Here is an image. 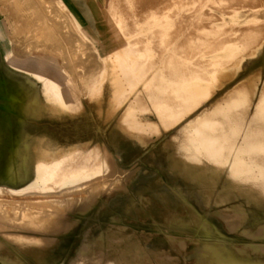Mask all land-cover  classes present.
Segmentation results:
<instances>
[{"label": "bare ground", "instance_id": "1", "mask_svg": "<svg viewBox=\"0 0 264 264\" xmlns=\"http://www.w3.org/2000/svg\"><path fill=\"white\" fill-rule=\"evenodd\" d=\"M171 1L172 3L169 4H172L174 12L172 14H150L148 15L150 24L153 20H156L158 24L157 21L160 20V28L163 27V33H167L170 28L165 26L178 22L177 34L175 33L174 36L179 35L180 40L185 42L182 49L189 48V42L193 40L196 50L193 53L194 63L190 64L192 67L189 65V60L185 59L181 63V68H178L180 70H177L176 65L174 66L175 70L179 71V73L176 72L178 79L177 83L175 82L177 84L175 89L171 87V84L174 85L173 75L170 79L167 77L169 79L167 83L171 82L169 84L172 89V92H167L172 93L171 100H174V95H176L178 106L183 110L174 130V135L178 139L177 148H174V139L171 142L166 137L152 143L149 150L155 153L158 146L162 145L163 150L169 155L171 168L177 176L184 180L190 190L188 196L194 197L201 210L191 203L189 197L181 189L173 187L171 189L178 195L181 205L177 214L167 216L172 218V221L177 220L187 224L189 222L180 212L188 210L193 217L194 226L199 232L202 229L203 237L198 238L197 236L196 239L198 244H203L200 256L196 259L197 264H264V258L258 256L248 257L247 260L250 262L248 263L243 254L246 250H252L256 255L264 252V83L261 90L255 86V82L261 80L260 77L264 74V36L260 34L262 27L256 23L262 19L248 17L243 11L234 13L222 11L223 4L233 3L235 0ZM7 2H5L6 5ZM12 2L14 0L10 3ZM18 2H21L24 8L26 7L25 9L28 10L34 22L26 23L27 25L21 22L23 26L18 28L16 33L18 36L46 34L49 38L44 44L49 48L59 50V53H62L60 50H63V53L67 52L65 57L67 58L66 55H68L70 85L72 82L75 84V81H87L90 76L87 73L98 65L105 67L104 73L100 75L101 83H109L112 88L121 85L123 79L130 81L134 72H140L136 68L142 65L141 60L134 61L122 55L102 57L101 61L97 59L92 42L102 35V32L94 26V18L88 12L89 0H68V4L63 0H19ZM102 2L116 4H114L115 0H103ZM247 2L244 0L243 6ZM258 4L260 5V2ZM258 4L253 5L258 6ZM249 5H251L250 2ZM215 6L219 10H216ZM19 9L21 11V8ZM16 10L19 16L18 8ZM100 15H102L101 18L119 20L120 28L124 29L123 20L127 17L126 12L111 10L110 14L100 12ZM17 16L16 19H18ZM157 31V27L151 26L147 29L149 34ZM26 39L25 41L17 40L16 44L21 52L29 51L30 46L43 44L39 43L40 38L37 39L38 41L40 39L39 42L32 41L33 38L31 41ZM8 40L4 27H0V50L7 64L28 72H34L36 67L44 68L48 65L39 59H11L12 48L8 50V46L12 47V43H8ZM247 48L251 49L250 52L248 51L249 54H245ZM125 49L133 50L130 43ZM155 50H157L156 47ZM247 55L249 58H246ZM168 56L171 59V54ZM178 58H175V61ZM258 61H262L263 65L252 68L253 64ZM157 62L150 63V69L148 68L147 74L144 75L145 78L148 75V79L144 80V86L135 87L124 93L112 88L108 91L99 89L92 91L94 94L98 93L94 108L99 116L103 117L105 113V103H107V111L111 113L126 104V113L118 119L115 127L123 133L129 130H134V133L139 132L135 131L137 129L135 126L139 125L136 110L147 104L146 94H148L149 102H153L158 115L163 117L172 112L168 98L160 99L162 93L158 95L156 92L157 85L161 84L158 82H165L164 77L161 78L164 75H161V71L158 72L161 77L151 72L152 67L158 66ZM175 63L169 62L166 65L172 67ZM164 70L166 71L165 68ZM172 70L170 73H173ZM250 84H254L253 90L246 92L245 88ZM213 88L215 89L211 91ZM106 95L109 98L107 102L104 99ZM129 96H132L131 100L126 101ZM71 97L72 94L69 91V113L76 111L75 106L79 105L78 102H73ZM194 97L205 98L207 101H199L195 107L186 108L187 100ZM248 97L257 98V102H248L243 112L245 115L250 113V117L237 118L241 112L239 106L242 104V99ZM118 98L119 100H116ZM237 120H241L240 123ZM148 122L154 123L152 120ZM101 153L107 155V162H110L108 163L110 166L107 165V167L104 164L105 158L102 159ZM135 164L127 169L120 167L116 157L106 145L96 143L92 139H76L69 144L66 150H58L49 155L30 156L27 154L25 184L21 187L0 184V224L3 223L13 228L9 230L0 225V228H3V230L0 229V233L9 242L29 247V251L36 258L44 259L40 262L41 264H50L47 249L44 250L43 243L46 247L54 242L57 243L59 241L57 235L70 233L69 231L79 223V217L69 220L66 211H70L85 199L93 198L92 201H95L108 189L117 188L118 184L109 182L114 177L129 178L132 176L138 170ZM109 168L113 171L106 173ZM108 183L111 185L108 186ZM124 188L127 190L126 186ZM211 218L222 221L227 230L231 233L235 232L237 236L228 237L223 234ZM123 228V231L117 232V236L106 239L102 233L95 235L88 229L82 235L83 240L77 248L76 257L72 258L69 264H167L169 258L162 253V249L156 246L149 247L146 241L137 236L138 231ZM167 239L170 245L173 243L175 248L180 247L176 249L182 253L180 249L186 246L182 237L167 234ZM87 241H91L92 245ZM225 243L236 246L237 254L240 253L243 257L236 256V253L229 251L223 246ZM157 244L159 246V243ZM90 249L93 251L92 256L86 254ZM76 258L79 259L75 260ZM0 264L30 263L18 252L11 256L6 247L0 253Z\"/></svg>", "mask_w": 264, "mask_h": 264}, {"label": "rangeland", "instance_id": "2", "mask_svg": "<svg viewBox=\"0 0 264 264\" xmlns=\"http://www.w3.org/2000/svg\"><path fill=\"white\" fill-rule=\"evenodd\" d=\"M6 1H8L7 2L8 6L5 3ZM11 1H13V0H0V27L5 25V28L7 29L8 33L14 34L18 30V28L23 26L22 23H25V24L26 23L28 24L31 22L33 23L34 20H32V17L30 15V13L28 12V10L25 9L26 7L24 8L22 6V3L18 2L19 0H14V2H12L13 4L10 3ZM102 1L103 0H98V1L97 0H89L90 8H88V12H90L91 16L94 18V21H95L94 26L96 28H98L99 30H101V32H102V35H99L97 37V39L94 42H92L93 51H94V54H96L95 56L98 57L99 61H101L100 56L107 58L108 56H117V55H122L124 58H130L134 61H136V60L142 61V65H138L139 67L136 68L140 72H137V73L134 72V75L131 76L130 81L123 79V83H124V86L126 88V89L122 90L123 93L128 92L135 87L138 88L140 86H144L145 81H146L145 79H148V75H147V78H145L144 75H145V73L147 74V69L151 65L150 63H156L158 61L157 62L158 66L152 67L151 72L153 73V75L155 73V76H157V77H161V75L164 74L161 78L164 77L163 79L165 80V82H158V83H161L160 85L157 83L158 84L157 85L158 90L156 92L158 93V95H159V93H162V95H161L162 97L160 99H167L168 98L167 100L170 101V107L169 108H171L170 110H172V112H169L167 115H164L163 117H161L160 115L157 114V111L153 105V102H151V101L149 102L148 94H146L145 96L147 98V101H146L147 104L145 105V107H141V108H138L136 110V116L138 115L137 118L139 120L140 127L137 124V126H135V127H137V129H135V131L138 130L141 134L137 131L134 133V130H132V131L129 130V131H126L124 133L122 131L118 130L116 132L117 135L115 136V140L118 139V140H121V142H123V141L128 142L129 144L127 146L121 145V148H122L121 150L123 153L128 152L129 154H131V152L134 151L130 147V143H132V142L135 144L137 143V145L140 147L142 146L141 151L144 150L145 152H147V151H149L150 145H152V143L158 142L160 139L166 138V137L168 138V140L170 139V141L174 139V141H175L174 142L175 143L174 148H177L176 142L178 141V139H177L176 135H174V130H175V124H177V122L180 120V116H181L180 113L183 110L181 108H179V106H178V101H177L176 95H174L175 98L173 97L175 101L171 100L172 93H169V92H172V89L170 88L171 82L167 83V81L173 75V81L172 82H174V85L171 84V87L173 86L175 89V85H177L176 83H177L178 73H179V71H177V70H180L178 68L179 67L181 68L182 61L184 59L189 60V65L190 64L192 65V63H194L193 53L196 50L195 49V46H196L195 41L192 40L189 42V48L182 49V46H185V42L180 40L179 35L174 36V34L176 33V29L178 28V22H174V24H170L169 26H165V27L170 28L167 33L166 32L163 33V30H162L163 27L160 28L161 27L160 22H159L160 20L157 21L158 24L156 23V20L151 21L152 23L150 24V20H149L148 15H150V14L151 15L152 14L153 15L163 14V13L172 14L174 12L172 4H169V3H172L171 0H156L157 3L155 2V0L154 1H152V0H128V1L127 0H124V1L123 0H118V1L115 0V2H114V4L116 3L115 5H113L111 3H107L108 1L107 2H102ZM112 1H114V0H112ZM245 1H248L247 3H244V4H246L245 6H243L244 0H242V1L237 0L235 3L230 2L227 4H223L222 5V11L223 12L225 11V13L226 12L227 13H234V12H238V11H243V12L247 13L248 17H258L259 19H262V21L259 20L256 23L260 27H262L260 29V34H261V36L262 35L264 36V33H263L264 32V30H263L264 29V0L263 1L259 0L260 5L258 4L259 2H257L258 0L257 1L245 0ZM249 2L251 5H249ZM251 2H254V3H251ZM1 3H3V4H1ZM9 3L11 5H9ZM165 3H168L169 5L168 4L166 5ZM256 3L258 4V6L253 5ZM103 4L106 6H104ZM163 4H165V5H163ZM12 5H13V7H11ZM15 5H17L18 7L17 6L15 7ZM167 6L170 8H168ZM213 6H214V4H213ZM251 6H252V8H251ZM10 7L15 11L9 10V9H11ZM162 7L165 9L162 10L161 9ZM215 7H216V10H219V8H217V6H215ZM255 7H257L258 9ZM15 8L16 9L18 8V11H19L18 15L20 14L19 16H17V10ZM19 8H21V11ZM104 9H106V10L104 11ZM166 9H167V11H166ZM111 10L112 11L113 10H116V11L122 10V11L126 12L127 17L123 20L124 29L120 28V25H119L120 21L119 20H115V19H111V18H110L111 19L110 20V19H106L105 17L101 18L102 15H100V12H102V13L106 12L107 14H110ZM11 11L16 12V13L13 14V12H11ZM133 13H134V15H133ZM10 14H12V15H10ZM16 16L18 17L19 20L16 19ZM20 16H22V18ZM15 20H17V21H15ZM16 22H17V24H16ZM261 22H262V24H261ZM175 24H177V25H175ZM151 26L157 27L158 31L154 34H149L147 32V29L150 28ZM172 31H173V33H171ZM135 32H138V33H135ZM170 36L173 39H171ZM175 38H176V40H175ZM153 39H154V41H152ZM169 40H172L171 41L172 45H171V42H169ZM173 41H174V43H173ZM153 42L155 43V45L156 44L157 45L155 46ZM8 43H12V39H10V41L8 40ZM128 43H130L133 50L128 51L127 49H125V47ZM104 46H106V47L102 48ZM116 47H117V49H116ZM155 47L157 50H155ZM165 47H167V48L165 49ZM169 47H171V48H169ZM11 48L12 47L8 46V50H10ZM162 48L165 49V52H164V49H162ZM150 49L151 50L153 49V50L150 51ZM173 49L176 50V53H175V50H173ZM249 50H251V49L247 48L245 51L246 52L245 54H247V53L249 54V52H250ZM172 51H173V54H175V55L172 54ZM48 52L49 51H47V53H46L45 51H43L41 49H37V50L32 52L33 54L31 56H34V57L42 56V57H44V56H48V54H49ZM170 54H171V56H170L171 59L168 56ZM50 56L52 57L53 60L59 61V56L57 55V53L55 51H51ZM174 56H176V57H174ZM15 57L23 58L25 56L24 55L23 56H16L15 54L11 55V59L14 58L13 60H15L16 59ZM175 58H178V59H176V61H175ZM246 58H249L248 55ZM171 60H173V62H176L175 64H172V67L166 65L169 62L173 63ZM163 62H164V64H162ZM1 64L3 66L10 67L12 69H18V68H14L13 66H11L9 64L7 66V62L5 60H2ZM175 65L177 66V70H175L176 69L174 67ZM261 65H263L262 61H258V62L253 64L252 68H256V67L261 66ZM166 66H168V67L166 68ZM164 68L166 69V71L164 70ZM170 69L171 70L173 69L172 70L173 73L172 72L170 73V71H171ZM18 70H20V69H18ZM95 71H94L95 72L94 76L97 77V75L99 74V70L96 69ZM159 71H161V75H160V73H158ZM119 72H120V70H119ZM167 72H169V73H167ZM176 72H178V73H176ZM165 74H167L169 76H167ZM62 76H64V73L62 74ZM263 76H264V74L260 77L261 80L259 79L258 81L255 82V86L257 87L258 90L262 89V86L264 83L262 81V80H264ZM61 78L64 79V77H61ZM163 79H161V81ZM96 83L97 82L95 80L88 81V82H85L82 80V81L76 82L75 85L73 83L70 85L69 91L72 94L71 100L75 103L78 102L79 105L75 106L77 110L74 112H76V113H74V112L70 113L67 120H65L63 122L64 124H61L60 121H54L53 122V133L60 141L62 139V142H65V140L68 139V142L71 143L72 141L76 140V138H78V137H80L81 139H85L89 136H91V137L97 136L98 132L97 133L95 132L94 123L92 121H90L89 120L90 117L86 115V111L90 107L89 104L91 103V101L97 100L96 98L91 97L89 95L90 91L92 90L91 87H93V85H95ZM164 83L165 84L167 83V84L165 85ZM160 87H162V89H160ZM253 87H254V84H250V85L246 86L245 91L250 92L253 90ZM215 88L211 89V91L214 90ZM167 91H169V92H167ZM157 93H155V94L157 95ZM168 94H169V96H168ZM131 98H132V96L131 97L129 96V98H127L126 101H129ZM116 100H119V98ZM199 101L205 102L207 100L205 98H201V97L190 98L187 100V104H185V107L191 109V108L195 107V104L198 103ZM254 101L257 102V98H249V97L247 99L243 98L242 104L239 106L241 112L239 113L237 118H239V117L243 118L245 116H247V118H249L250 113L248 115H245V113H243V112H244L245 108L248 106L247 103L248 102H254ZM124 114H125V110H123L122 108H119L113 114V118L119 119V118L123 117ZM143 116H144V118H143ZM146 119H148L149 121L152 120L154 123H150ZM240 121L241 120H237L238 123H240ZM88 124L90 126L89 129L87 128ZM116 124H118V120H117ZM108 125L113 128L115 126V121L112 120L110 122H106V121L103 123L100 122V126H101L104 134L109 133V126ZM99 137H100V139L103 140L102 134L99 133ZM111 151L117 157V161H118L120 166L128 168V167H131V165L136 163L135 166L138 167V170L136 171V173H134L129 178L128 177L126 178L125 176H120V178L114 177L112 179V181H110L109 183L118 184L117 188H112L110 190L107 188L108 191L102 193L101 197L97 198L95 201H92L93 198L92 199L91 198L85 199L81 203H79L78 205L74 206L73 209H71L72 212H70L71 210L68 212L66 211V216H67V218H69V220H70V218L75 219V218L79 217L80 218L79 223L75 228L71 229L72 231L71 230L69 231L70 233L57 235V236H59V238H58L59 241L57 243L54 242L51 245L50 244L47 245V247H46V244L43 243L42 246L44 247V250L47 249V251H46L47 258L49 256L48 259L51 262L50 264H69L71 259L76 257L77 248L83 240L82 235L88 229H89L88 231H93V233L95 235H99L100 233H102L106 239V238H109V237H112L115 235L117 236V232L124 230L123 227H126L129 230L138 231L137 234L138 233L139 234L137 236L139 238H141L142 240L146 241V244L149 247L156 246L157 248L162 249L163 250L162 253L166 254L169 258L167 261V264H197L196 259L200 256V253L203 249V246H202L203 244L202 245L198 244L196 242V239H197V236H198V238L203 237L202 235H204V234L202 233V229L199 232L197 227L194 226L193 217L190 214L191 212L188 210H184V212H180L182 214V216H184L183 218L189 222L187 224H183L182 222L180 223L177 220L172 221V218L168 217L170 214H177L179 212V208L181 205V200L179 199L178 195L175 192H173L171 189L173 187L181 189L187 195V197H189V200L191 201V203H193L199 210H201L198 206V203L195 201L194 197L188 196L190 190H189V187L184 183V180L182 178H177L171 172H168V171H165L162 169L160 161H158V159H157L158 156H160L159 152H157V154L155 156L150 153L148 159L146 158L143 161L134 160V161L127 164L124 162V160H122L120 158V155L117 153L116 149H111ZM163 151L165 153H167V151H165V150H163ZM102 153H104V151ZM101 156H102V159L105 158L104 164L106 166L107 165L110 166L108 164L110 162H107L108 161L107 155L102 154ZM105 162H107V163H105ZM165 164L169 168V170L172 169L169 161H167ZM111 171H113V169L111 170L109 168V169H107L106 173H109ZM172 171L175 173V171L173 169H172ZM109 183H108V186L111 185ZM124 186H126L127 190L124 188ZM131 195H132V197H131ZM67 218L65 220H67ZM211 219H212V222L215 223V225H217L220 228V230L223 232V234H225L226 236H228V237L237 236V234L235 232H232V233L229 232L222 221H220L216 218H211ZM0 225L3 227H6L9 230L13 229V228L9 227L8 225H4L3 223ZM0 229L3 230V228H0ZM184 231H187L188 233H182ZM167 234L175 235V236L179 235V237H182V240L184 241V244L186 245L184 247V249H182V248L180 249V251L182 253H180L177 250L180 247H176L177 248L176 249L173 246V243H171V245H170V241L167 239ZM1 235L2 234L0 233V253H1V251H3V249H6V247H7L11 256H14V254H16L18 252L30 264H41L40 262L44 261V259L36 258L29 251V247L19 246L16 243L9 242V241H7V239H5V237L3 235L2 236ZM177 239H179V238H177ZM240 239H242V238H240ZM244 240L247 241V239H244ZM1 242H3L5 247ZM87 242H90V245H92L91 241H87ZM157 243H159V246ZM186 243H188V244H186ZM174 245H175V243H174ZM94 246H96V244ZM223 246L227 247L229 249V251H233L234 253H236L235 254L236 256H239V257L241 256L240 253L237 254L236 246H233V244L225 243ZM238 246H240V244H238ZM200 249H201V251H200ZM86 254L92 256L93 251L90 249V251H87ZM183 254H185V256H183ZM243 254H245V256H244L246 258L245 261L246 262L248 261V263H250L249 260H247L248 257L250 258V257H257L258 256V257L264 258V252L256 255L252 250H246V252ZM241 257H243V255ZM78 259L79 258H76L75 260H78Z\"/></svg>", "mask_w": 264, "mask_h": 264}, {"label": "crops", "instance_id": "3", "mask_svg": "<svg viewBox=\"0 0 264 264\" xmlns=\"http://www.w3.org/2000/svg\"><path fill=\"white\" fill-rule=\"evenodd\" d=\"M63 1L68 4V0ZM3 27L9 41L12 39V53L16 56H25L23 58H15L19 60H24L27 58L39 59L45 61L48 64L44 68H34V72H28L23 69L18 70L19 68L12 69L1 64L2 60H5V57L4 54H2L3 52L0 50V184H10L14 187H21V185H24L26 181L25 158L27 154L30 156L42 154L43 156L49 155L58 150H66L70 144L68 139L65 138V142H62V139L60 141L53 133V122L60 121L61 124H64L63 122L67 120L70 114L68 110L70 71L67 63L68 55H66L67 58L65 57L67 52L63 53V50H60L62 53H59V50H54L51 47L49 48L48 45L44 44V42H47V38H49L48 36L46 37V34H44L45 37L43 34H23L24 36H22L25 37L23 39L20 34L19 35L21 38L16 32L14 34L8 33L5 25ZM36 36L40 38L42 42L40 39L39 42L37 40L38 38L36 39ZM28 37H30V39ZM26 38H28L30 41L31 38H33L32 41L36 40L39 43H43L44 46H42L43 44L38 46H30L29 51L25 50L24 52H21L18 50V46L16 44L18 42L17 40L21 39L19 41H25ZM28 39L26 40L29 41ZM37 49H43L46 53L49 51V55L44 57L31 56L33 54L32 52ZM51 51H55L57 55L60 56L59 61L52 59L50 56ZM58 53L63 56L59 55ZM102 57L103 56H100V59ZM96 69L99 70L97 77L94 76ZM31 70L33 69L31 68ZM91 70L92 71L87 73L90 74V76L85 82L93 80L97 82L95 85H93V87H91L92 90L89 93L91 97L97 99L98 93L94 94L92 91H98V89L108 91L109 89L111 90L112 87L109 85V83L102 84L100 81V75L104 73L105 67L98 65L93 67ZM63 73L64 76H62ZM61 77H64V79ZM76 82L79 81H75V84ZM112 89H118L122 91L126 88L124 83H122L121 85H118V87L116 86ZM104 99L107 102L109 99L108 95L104 96ZM94 103V101H91L89 104L90 107L86 111V115L89 116V120L94 123L95 132H98L97 136H89L85 139L78 137L76 139H92L96 143L106 145L111 153V149H116L117 153L120 155V158L127 164L134 160L143 161L146 158L148 159L150 153L155 156L157 152H159L160 156H158L157 159L160 161L162 169L171 172L175 177L180 178L172 171V169L169 170V168L166 166L165 163L166 161H169V155L163 151L162 145H159L155 153H152L150 150L147 152L144 150L141 151L142 146L140 147L137 145V143L135 144L132 142L130 143V147L134 151L131 152V154L128 152L123 153L121 150V145L127 146L129 143L125 141H123V143L118 139L115 140V136L117 135L116 132L119 129H116L115 126L113 129L108 125L109 133L104 134L100 126V122L103 123L105 121L110 122L113 120L116 123L118 118H113V114L117 110L113 113L107 111V103H105V113L103 117H100L99 113L94 108ZM120 108L125 110L126 113V104ZM108 116L111 117L108 118ZM87 128H90L89 124L87 125ZM99 133L102 134L103 140L100 139ZM122 168L127 169V167Z\"/></svg>", "mask_w": 264, "mask_h": 264}]
</instances>
